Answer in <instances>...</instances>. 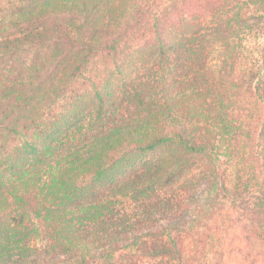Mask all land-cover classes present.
I'll list each match as a JSON object with an SVG mask.
<instances>
[{
	"label": "trees",
	"instance_id": "obj_1",
	"mask_svg": "<svg viewBox=\"0 0 264 264\" xmlns=\"http://www.w3.org/2000/svg\"><path fill=\"white\" fill-rule=\"evenodd\" d=\"M185 1L0 14V264L37 238L50 264H202L228 209L264 231V0Z\"/></svg>",
	"mask_w": 264,
	"mask_h": 264
},
{
	"label": "rangeland",
	"instance_id": "obj_2",
	"mask_svg": "<svg viewBox=\"0 0 264 264\" xmlns=\"http://www.w3.org/2000/svg\"><path fill=\"white\" fill-rule=\"evenodd\" d=\"M10 1L16 2L17 0H0V14H4L5 12L3 11L9 9ZM175 1H177L179 5L182 0ZM206 1L207 0H186L184 5H186V7L191 6L192 10L198 11L203 8L202 6ZM169 2H172V0H156L158 7L155 8V11L159 12L160 8L165 7ZM95 67H97V69L99 68V62L93 64L92 68ZM92 68L88 73H85L84 77L76 84V88L82 89L90 86L94 79L95 69ZM243 212L247 214L244 218H242L243 216L240 213H235L232 209H228L227 214L230 216V220L225 224H222L221 221L217 222V227L212 230L211 237L215 238L214 236H218L217 238L220 237V240L219 242L216 240L211 242V237L207 238L208 241L205 243L207 259H204L202 264H264V231L260 228L259 222L253 219L254 217L249 213L252 212L251 210L244 209ZM239 218L240 220H237ZM245 231H251V234L255 236L252 245H249L245 241ZM42 244L40 238H37L34 242V245L39 248V251H41ZM211 245H213V249H210ZM39 251L29 252L23 257L20 263L11 262L9 264H34V262L35 264H50L53 260H58L59 262L57 263H63L65 260L63 255L45 257ZM213 251H216V253H213ZM50 259L51 262L49 263ZM93 264L102 263L96 261Z\"/></svg>",
	"mask_w": 264,
	"mask_h": 264
}]
</instances>
